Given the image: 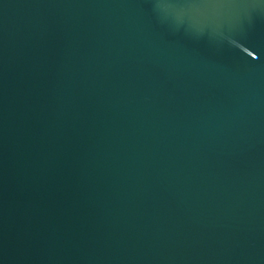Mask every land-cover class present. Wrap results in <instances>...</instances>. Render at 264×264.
<instances>
[{"label": "water", "instance_id": "water-1", "mask_svg": "<svg viewBox=\"0 0 264 264\" xmlns=\"http://www.w3.org/2000/svg\"><path fill=\"white\" fill-rule=\"evenodd\" d=\"M0 264H264V0H0Z\"/></svg>", "mask_w": 264, "mask_h": 264}]
</instances>
